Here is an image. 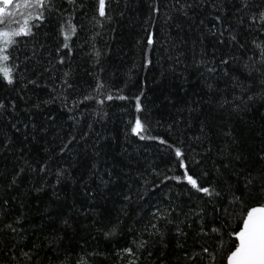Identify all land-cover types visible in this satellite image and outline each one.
<instances>
[{
    "label": "trees",
    "instance_id": "1",
    "mask_svg": "<svg viewBox=\"0 0 264 264\" xmlns=\"http://www.w3.org/2000/svg\"><path fill=\"white\" fill-rule=\"evenodd\" d=\"M11 10L0 264H226L264 205V0Z\"/></svg>",
    "mask_w": 264,
    "mask_h": 264
},
{
    "label": "snow or ice",
    "instance_id": "2",
    "mask_svg": "<svg viewBox=\"0 0 264 264\" xmlns=\"http://www.w3.org/2000/svg\"><path fill=\"white\" fill-rule=\"evenodd\" d=\"M44 3L45 0H18L15 3L14 0H0V26H3L0 28V75L7 79L9 83L12 82L14 69L7 65L9 60V56L6 54L7 48L16 43L14 37L31 34V27L28 25L27 20L19 30H7L12 18L16 15L15 10L10 11V8L19 9L22 6L27 7L29 5L42 7ZM98 12L100 16L105 15V0H98ZM33 18H42V15ZM72 31L74 32L75 29L73 28ZM65 38H69L67 33H65ZM67 46L65 44V47ZM261 55L264 56V48L261 49ZM108 99H111V97H108ZM137 107H139V104H137ZM141 127L140 121L137 120L133 131L137 132ZM176 154L177 156L181 155L179 149H177ZM186 179L198 191L211 195L209 189L200 188L193 177L186 175ZM233 235L237 238L238 243L235 245V250L227 257L228 264H264V205L253 207L247 211L243 218V227L238 232H234Z\"/></svg>",
    "mask_w": 264,
    "mask_h": 264
},
{
    "label": "water",
    "instance_id": "3",
    "mask_svg": "<svg viewBox=\"0 0 264 264\" xmlns=\"http://www.w3.org/2000/svg\"><path fill=\"white\" fill-rule=\"evenodd\" d=\"M255 207H258V206H255ZM252 208H253V207H252ZM249 210H250V209H249ZM242 227H243V222H242L241 228H242ZM241 228H240V229H241ZM240 229H239V230H240ZM236 239H237V238H236ZM237 243H238V240H237ZM234 250H235V248H234L232 251H234ZM232 251H231V252H232ZM231 252H230V253H231ZM229 255H230V254H229ZM229 255H228V256H229ZM226 264H228L227 259H226Z\"/></svg>",
    "mask_w": 264,
    "mask_h": 264
}]
</instances>
